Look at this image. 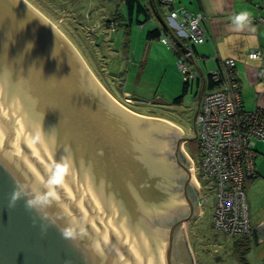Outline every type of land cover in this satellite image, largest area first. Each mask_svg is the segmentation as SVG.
<instances>
[{
  "label": "water",
  "instance_id": "95a60500",
  "mask_svg": "<svg viewBox=\"0 0 264 264\" xmlns=\"http://www.w3.org/2000/svg\"><path fill=\"white\" fill-rule=\"evenodd\" d=\"M197 135L128 110L40 10L0 0V264H193Z\"/></svg>",
  "mask_w": 264,
  "mask_h": 264
},
{
  "label": "rangeland",
  "instance_id": "374dc122",
  "mask_svg": "<svg viewBox=\"0 0 264 264\" xmlns=\"http://www.w3.org/2000/svg\"><path fill=\"white\" fill-rule=\"evenodd\" d=\"M28 1L65 33L97 79L124 107L138 114L171 121L185 136L197 134L194 129V115L199 104L197 81L191 82L181 102H175L183 95L185 86L178 56L161 38L147 37L148 30L162 26L160 20L155 24L146 22L144 14L135 13L128 26L124 0ZM117 12L122 13L118 18L121 24L111 29L108 20L115 18ZM161 13L167 15L162 8ZM137 18L144 22V28ZM200 65L208 70L204 61H200ZM182 149L191 162L194 159L199 164L201 154L197 138L184 140ZM197 179L201 195L198 214L183 225L193 264H242L234 251L237 237L213 226L215 189L210 190L209 183L201 181L199 176ZM203 197L207 199L205 203Z\"/></svg>",
  "mask_w": 264,
  "mask_h": 264
},
{
  "label": "built area",
  "instance_id": "2783aa9c",
  "mask_svg": "<svg viewBox=\"0 0 264 264\" xmlns=\"http://www.w3.org/2000/svg\"><path fill=\"white\" fill-rule=\"evenodd\" d=\"M162 1L169 7L167 26L182 42L183 52L177 55L179 68L184 79L192 82L199 75L193 61L196 45L206 39L202 27L205 16L201 11L176 7L174 0ZM117 25L118 22L110 27L115 29ZM160 38L174 51L177 49L170 36L162 33ZM262 54L260 48L248 52L251 58ZM208 79L214 82L213 86H209ZM194 128L201 157L199 164L192 159L193 177L199 184L197 177L201 173L208 179L210 190L215 189L214 227L232 236H252L248 183L256 175V143L264 139V109L244 107L234 58L221 59L219 66L207 74L194 115ZM206 201L203 197L202 202Z\"/></svg>",
  "mask_w": 264,
  "mask_h": 264
},
{
  "label": "crops",
  "instance_id": "0c3cea01",
  "mask_svg": "<svg viewBox=\"0 0 264 264\" xmlns=\"http://www.w3.org/2000/svg\"><path fill=\"white\" fill-rule=\"evenodd\" d=\"M141 1L149 3L150 0ZM263 2L264 0H174L176 7L184 6L194 12L201 11L205 16L202 27L206 39L196 47L193 61L194 71L199 74L195 79L199 99L207 74L219 66L221 59L234 58L244 107L248 110L256 107L264 109ZM164 10L167 13L169 7L165 6ZM239 13H247L248 17L237 26L233 21ZM253 48L262 49L261 57H249L248 52ZM200 61L208 65V70L200 65ZM256 150V175L248 183L255 237L247 254L248 264H264V139L257 141Z\"/></svg>",
  "mask_w": 264,
  "mask_h": 264
},
{
  "label": "trees",
  "instance_id": "16d2710c",
  "mask_svg": "<svg viewBox=\"0 0 264 264\" xmlns=\"http://www.w3.org/2000/svg\"><path fill=\"white\" fill-rule=\"evenodd\" d=\"M124 2L127 8V11H128V15H129V23L127 24L128 26L133 22L135 13H137L138 16L141 13L144 14L146 16V19H145L146 22H151L155 24V20L156 21L160 20L162 23V26L157 25L153 29L148 30L147 37L150 39L160 38L161 34L165 33L166 35L170 36L174 42H176L177 49L175 50V53L179 55L183 52L181 40L167 26L166 19H165L166 16H163L164 14L161 13V8L165 9V6L168 7V5L165 2H163L162 0H150L149 3H143L141 0H124ZM115 16H116L115 18L108 20V23H107L108 25L111 26L113 23L118 22V25H117L118 27L121 24L118 18L122 17V13L117 12ZM137 21L140 23L141 28L142 26L144 28V22L140 21L138 18H137ZM208 80H209V86H213L214 82L211 79H208ZM190 84L191 82L185 80L184 93L183 95L177 97L175 99V102H181V99L184 96ZM199 176H200L201 181L206 180L205 183H208V179L204 178L201 173H199ZM235 237H237L234 241L235 254L239 256L240 262L242 264H248L247 254L250 250L251 243L255 240L254 234L252 236L242 235V236H235Z\"/></svg>",
  "mask_w": 264,
  "mask_h": 264
},
{
  "label": "clouds",
  "instance_id": "9594fccd",
  "mask_svg": "<svg viewBox=\"0 0 264 264\" xmlns=\"http://www.w3.org/2000/svg\"><path fill=\"white\" fill-rule=\"evenodd\" d=\"M248 14L247 13H239L236 15L235 19H234V23L239 26L241 25L244 21L247 20Z\"/></svg>",
  "mask_w": 264,
  "mask_h": 264
},
{
  "label": "flooded vegetation",
  "instance_id": "af4514ba",
  "mask_svg": "<svg viewBox=\"0 0 264 264\" xmlns=\"http://www.w3.org/2000/svg\"><path fill=\"white\" fill-rule=\"evenodd\" d=\"M195 129V128H194ZM179 153H181V156L183 157L184 161L186 160L185 156L183 155V153L181 152V150L179 149Z\"/></svg>",
  "mask_w": 264,
  "mask_h": 264
},
{
  "label": "bare ground",
  "instance_id": "6f19581e",
  "mask_svg": "<svg viewBox=\"0 0 264 264\" xmlns=\"http://www.w3.org/2000/svg\"><path fill=\"white\" fill-rule=\"evenodd\" d=\"M168 121V120H167ZM169 122H171V121H169ZM172 123V122H171ZM174 124V123H173Z\"/></svg>",
  "mask_w": 264,
  "mask_h": 264
}]
</instances>
